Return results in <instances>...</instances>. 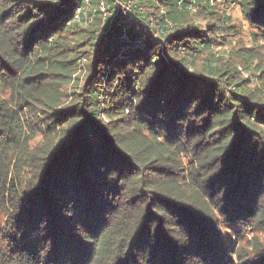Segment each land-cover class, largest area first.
<instances>
[{"label": "trees", "instance_id": "1", "mask_svg": "<svg viewBox=\"0 0 264 264\" xmlns=\"http://www.w3.org/2000/svg\"><path fill=\"white\" fill-rule=\"evenodd\" d=\"M121 1L0 0V264H264V101L190 65L264 0Z\"/></svg>", "mask_w": 264, "mask_h": 264}, {"label": "rangeland", "instance_id": "2", "mask_svg": "<svg viewBox=\"0 0 264 264\" xmlns=\"http://www.w3.org/2000/svg\"><path fill=\"white\" fill-rule=\"evenodd\" d=\"M116 3L121 13L127 15V18H125L126 24L133 23V19L135 17L132 16L131 18V16H128L130 13L128 3L124 1H117ZM90 8H92V5ZM216 9L219 12H222V9H224L226 15L228 16L229 20H224L227 27L224 35L227 40L221 39L223 44L215 45L211 49L209 48L204 52L198 53L196 58L192 60V63L190 64L191 67L201 73H207L209 70L216 71L220 68L225 69L227 66L232 67V65L236 63V68H233L235 69V72L237 71L236 74L239 76V78L245 80L244 82L247 84L249 90L255 92L260 97V99L264 101V80L262 79L264 75L259 71V68H256V66L259 65V67L264 69V33H262L260 28L250 25L248 20L244 17L239 5L233 4L229 6H223L219 4L217 5ZM131 14L133 15V13ZM104 15L114 16L115 13H111V11L108 10V7L106 6ZM189 18L192 21L196 20V23L205 21L199 17L197 8L193 11H190ZM171 25H173L172 22L168 23V27H171ZM253 34H257V37H254ZM250 50H253V58H251L249 55ZM238 53L242 55L237 56ZM9 96L10 90H5L0 84V97L8 98ZM189 156L190 154H188L187 157ZM185 161V163L189 165L188 160ZM6 218V214L4 212H0V219L6 220ZM239 226L241 229L240 224ZM234 232L235 230L232 228V226H227V228L224 227L222 230L223 235L229 238V240L233 239L232 233ZM256 235H259L258 237H262L260 230L251 229L246 233L248 239H253L254 237H257ZM234 242L232 244H234Z\"/></svg>", "mask_w": 264, "mask_h": 264}, {"label": "built area", "instance_id": "3", "mask_svg": "<svg viewBox=\"0 0 264 264\" xmlns=\"http://www.w3.org/2000/svg\"><path fill=\"white\" fill-rule=\"evenodd\" d=\"M116 1L120 2L121 0H116ZM85 3L87 4V8H88V10H89V9H90V6H91L89 0H85ZM105 7H106V5H105L104 3H102V4H101V9H102V10H105ZM82 12L85 14V16H86L87 19L90 20V19L92 18L91 15L89 16V15L87 14V10H86V11H83L82 8H79V9H78L77 14H76V17H78L79 19H81L80 14H81Z\"/></svg>", "mask_w": 264, "mask_h": 264}, {"label": "bare ground", "instance_id": "4", "mask_svg": "<svg viewBox=\"0 0 264 264\" xmlns=\"http://www.w3.org/2000/svg\"><path fill=\"white\" fill-rule=\"evenodd\" d=\"M131 4V3H130Z\"/></svg>", "mask_w": 264, "mask_h": 264}]
</instances>
